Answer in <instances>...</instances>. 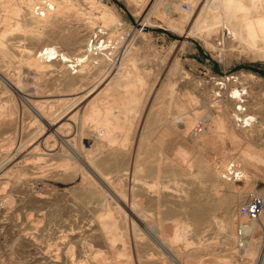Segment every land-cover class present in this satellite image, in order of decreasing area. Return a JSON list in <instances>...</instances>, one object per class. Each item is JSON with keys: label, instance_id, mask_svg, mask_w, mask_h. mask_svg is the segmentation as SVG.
Masks as SVG:
<instances>
[{"label": "rangeland", "instance_id": "rangeland-1", "mask_svg": "<svg viewBox=\"0 0 264 264\" xmlns=\"http://www.w3.org/2000/svg\"><path fill=\"white\" fill-rule=\"evenodd\" d=\"M220 1L0 0V39L3 42H0V74L13 83L18 80L27 84L35 82L42 96L46 94L40 109L43 113L46 111L47 119L65 105L68 108L70 98L63 96L68 89V79L81 72L79 65L72 69L69 63L63 64L59 52L79 55L86 49V43L92 42L98 47L102 42L106 46L105 64L94 69L89 79L98 77L99 70H105L102 77H106L105 81L119 75L130 78L131 82L125 83L128 86L120 90L124 100L126 96L132 97V100L121 102L116 113L106 118L105 110L96 113L101 108L96 110L92 106L88 114L94 122H101L97 130L95 123L89 127L90 121L78 125V117L75 118L77 128H63L66 138L74 143L77 141V149H85V156L95 169L105 178L109 176L106 179L108 193L102 182L97 179L94 182L95 176L87 173L92 176L89 183L84 166L64 141L53 143L50 134L46 133L48 142L33 144L34 133L38 134L46 127L44 120H36L25 109L21 113L20 97L15 90L7 91L0 80V105H8L9 99L16 110L9 119L0 118V200H7L0 208V264H70V258H84L88 243L100 251L103 248L100 256L108 258V264L112 261V264H177L153 243L151 237L158 228L180 264L258 263V260L254 262L239 254L238 245L230 237L226 238L228 233L221 227V221H232L234 232L239 222L248 220L238 213V206L249 194L264 193V154L259 158L257 155L258 151L264 153V124L240 128L223 116L222 109L224 106L230 115L235 105L229 99L230 90L244 88L245 97L249 99L246 103L249 112L254 114L256 111L264 116V108L263 113H259V108L250 106L251 98L256 95L260 106L264 107V39L258 37L257 23L235 24L239 20L225 17L222 4L234 5L240 0ZM256 1L261 3V0ZM212 3L216 6L215 13L209 5ZM102 10L110 13L109 19H96ZM222 30L223 35L227 31L229 35L220 37ZM219 39L221 45L217 44ZM46 48H57L59 55H51L50 59L41 55L45 62L43 70L37 71L24 62L36 60L38 53ZM74 70L76 72L72 73ZM88 81L74 85L76 90L82 91L74 102L76 116L93 100L86 94L91 82ZM209 112L222 119L227 128L234 129L239 136L231 138L221 131L215 133L216 143L203 146L211 133ZM102 117L107 123L106 129L99 120ZM208 121L199 136L190 135L195 127ZM78 134L92 138L91 144L83 148ZM113 137L119 139L120 146L117 143L106 146L108 138ZM22 146L26 148L22 149ZM230 161L242 167L243 176L238 180L222 177L223 169ZM99 162L103 164L100 166ZM80 174H84L83 177ZM103 189L109 196L107 201L102 198ZM116 192L126 202L123 210L113 208L119 202ZM133 200L135 207H131ZM104 203L111 205L110 208L113 206V215L119 220L118 228L123 241L129 245L131 259L123 258L125 255L113 258L119 240L112 249L114 254L109 250L100 221L96 220L99 213L105 212ZM133 208L137 221L131 216ZM193 212H199L200 218H194ZM185 226L188 227L186 233ZM136 232L137 235L133 234ZM259 239L264 240L262 229L255 233V248L262 242ZM148 252L152 257V254L157 256L148 259Z\"/></svg>", "mask_w": 264, "mask_h": 264}, {"label": "bare ground", "instance_id": "bare-ground-1", "mask_svg": "<svg viewBox=\"0 0 264 264\" xmlns=\"http://www.w3.org/2000/svg\"><path fill=\"white\" fill-rule=\"evenodd\" d=\"M220 1V0H219ZM225 1V0H224ZM238 1V0H237ZM249 3H247V2ZM222 2V0L220 1V3ZM216 3V2H215ZM259 4V5H258ZM257 4V1L256 0H240L238 3H235L234 5H232V4H230V3H226V2H224L223 4H222V6H223V11H224V15H225V17L228 19V20H239V21H237L235 24H238V23H241V22H245V23H257V27H258V30H256V31H258V37L260 38H262V39H264V0H261V3H258ZM7 5V4H6ZM10 5V4H9ZM210 5V8H212L213 9V11L215 10L214 8L216 7L215 6V4H209ZM215 6V7H214ZM5 7V6H4ZM3 7V8H4ZM6 8V7H5ZM2 9V8H1ZM11 11V10H10ZM214 13H215V11H214ZM1 14V13H0ZM93 15V14H92ZM262 16V17H261ZM93 17H95V16H93ZM109 17H110V13L108 12V11H106V10H102V11H100V14L98 15L97 14V18L96 19H102V21H104V20H107V19H109ZM261 17V18H260ZM110 19H112V16H111V18ZM114 19V18H113ZM261 19V20H260ZM260 20V21H259ZM109 21V20H108ZM227 21V20H226ZM259 21V22H258ZM105 23V22H104ZM108 24V23H107ZM258 24H260V27L258 26ZM242 30V29H241ZM245 30V29H244ZM248 30V29H247ZM2 31V30H1ZM246 31V30H245ZM2 33V32H1ZM234 33V32H233ZM248 35H249V33H247ZM1 36H2V34H0ZM252 35V34H251ZM244 38H246V37H244ZM249 38V37H248ZM64 39H66V38H64ZM68 39V38H67ZM66 39V40H67ZM247 39V38H246ZM251 39V38H250ZM63 40V39H62ZM90 41V40H89ZM0 42H2L1 41V39H0ZM248 42V41H247ZM3 43V42H2ZM1 43V44H2ZM245 44H247L246 42H244ZM251 44V43H250ZM88 46V47H87ZM247 46H248V44H247ZM49 47H51L50 45H49ZM49 47H47V48H49ZM84 47H86V49L84 50V52L82 53L81 51V54H79V55H74V56H70V55H68V54H62V53H60L59 52V54H61L60 56H61V59H62V62H63V64H66V63H69L68 64V66H71L72 67V69H74V66H76L77 67V65H79V66H81V72H79V74H76V75H71V77H69V83L67 84V86H68V89H67V91L63 94V96H67L68 98H70L69 100H70V102H69V106H68V108H67V106L65 105L64 107H62L61 108V110L57 113V114H55L51 119H47V117L44 115V113L46 112H44L43 113V111L40 109V103L42 102V100H43V96H46V94L45 95H43L42 96V93L40 92V89H39V87H38V85L35 83V82H31L30 84L28 83H25V82H21V80H18V82L17 83H13V82H11V81H9V80H5V78H3V75H1L0 74V80H2V83L4 84V88L6 87L8 90L7 91H10V90H15L14 92L15 93H17V95L20 97V100H21V113L24 111V109L25 110H27L30 114H32L33 115V117L36 119V120H38V121H40V119L43 121V126L45 125L46 127H45V129L43 128V130L42 131H40L38 134L37 133H34V134H36L34 137H33V140H34V142H33V144H35V143H39L40 141L42 142V144L45 142H48L47 141V137H49L50 136V138H52L53 140H54V142L53 143H55L56 142V144L57 143H59V141H64L65 143H66V145L68 146V148H70L71 150H72V152H73V154L75 155V158L77 159V161H79L80 163H81V166L83 165L84 166V168H83V170L84 171H86V173H84L85 174V177H87V179L89 180V183H91V180H90V178L94 175L95 176V179H93V181L95 182V180L97 179L98 181H100V182H102L103 183V185L102 186H104V188H105V190L107 191V189L109 190V185H108V183H106L107 181H106V179H108V177L107 178H105V176H103V175H101L96 169H95V167L92 165V163L87 159V154L83 151V150H85V149H83V150H81L80 148H78L77 149V147L75 146L76 144V142L74 143L70 138H66V137H68L66 134H64L63 133V128H65L64 126H67L68 128H70V129H74V128H77L76 126H75V118L76 117H78V125H82V123H85V122H89L90 121V123H89V127L91 128V126L93 127V125L92 124H94L95 123V128H96V130L98 129V127L99 126H101L100 124H101V122L100 121H98V122H94L93 121V119L90 117V115L88 114V110L90 109V108H92V106L93 107H96V110L97 109H99V108H101L100 110H98V111H96V113L98 112H100L101 113V111H103V110H105V112L103 113L104 114V117L106 118V117H108L109 115H112V114H114V113H116V111H115V109L117 110V108H119L118 107V105L122 102V103H124V101L125 102H127V101H129V100H132V97L131 96H126V98H125V100L123 99V94L124 93H121V90H120V88L121 87H126V86H128L127 84L125 85V83L127 82V83H130L131 82V79L130 78H126L125 76H122V75H119V76H117L118 78H116V79H114V80H111V81H105V78H102L103 77V74H105V70H99V75H97L98 77H96L95 79H89L90 78V76H91V74L93 73V70L95 69H97V67L98 66H101V64L102 63H104V58H105V56H106V52L104 51V48L106 47L105 45H103V43L101 42L100 44H99V46L97 47V46H95L92 42L91 43H86V46H84ZM251 47V46H250ZM46 48V50H44L43 52H39L38 53V55H39V57L37 56V59L36 60H27V61H24L28 66H32L33 68H35L37 71H41V70H43L42 69V67L43 66H45L44 65V61H43V57H48L49 59L51 58L50 56L51 55H59L58 54V52H57V48L56 49H54V50H52V49H47ZM3 49V48H2ZM43 49V48H42ZM42 51V50H41ZM95 51V52H94ZM93 54H95V55H93ZM41 55H43V57H41ZM108 59V58H107ZM23 62V63H24ZM48 63H49V61H48ZM105 64V63H104ZM26 65V66H27ZM47 65V64H46ZM67 66V65H66ZM75 67V68H76ZM104 67V66H103ZM47 69V68H46ZM107 70V69H106ZM70 71V70H69ZM76 72V70H74L72 73H75ZM3 74V73H2ZM68 74H70V73H68ZM115 74V73H114ZM248 75H252L251 73H248ZM65 79H66V77H64ZM112 78H114V77H112ZM8 79V78H7ZM11 79V78H10ZM87 80H89L88 82H90V84H88V86L87 87H89V90H88V92L86 93V94H88V96L89 97H93V100H91L89 103H88V105H87V108L86 109H84L83 111H80L81 113L80 114H78L79 116H76V114H75V106H74V102H76V100H78L77 98H78V96H79V94H81V92L82 91H79V90H76V88L74 87V85L76 84V83H79V82H82V84H84L83 82H87ZM38 82V81H37ZM220 84V83H219ZM77 85V84H76ZM78 86H81V84L80 85H78ZM84 89V86H83V88H82V90ZM245 92V90H244V88H235V87H233L230 91H231V93H230V96H232V98L230 97L229 99H231V101L233 102V103H235L236 104V98H238V97H240V94H241V91L242 90ZM45 91V90H44ZM127 95H128V93H126ZM59 95V94H58ZM62 96V95H61ZM48 97V96H47ZM58 97V96H57ZM60 97V96H59ZM234 97V98H233ZM46 98V97H45ZM248 98V97H247ZM47 99V98H46ZM83 99V98H82ZM207 99V98H206ZM58 100V99H57ZM65 100V99H64ZM245 100H246V103L248 104L249 103V99H246V97H245ZM7 101H8V105H5V103L4 104H2V105H0V118L1 119H4V120H7V119H9L10 117H11V115L14 113V110H15V104H12L11 103V101H9V99H7ZM45 101V100H44ZM53 101H55V100H53ZM88 101H89V99H88ZM225 101V100H224ZM78 102V101H77ZM117 102V103H116ZM144 102V101H143ZM220 102H221V100H220ZM47 104H48V102H46ZM65 103V102H64ZM79 103V102H78ZM83 103V102H82ZM7 104V103H6ZM86 104V103H85ZM127 104H129V103H127ZM130 104H132V103H130ZM79 106V105H78ZM215 106V105H214ZM221 106V105H220ZM235 106V105H234ZM250 106L252 107V106H254V109H258L259 108V113H263V112H261V111H263V108L264 107H262V106H260V100L257 98V96L255 95V96H253L252 98H251V101H250ZM250 106H248L249 107V109H250ZM79 107H81V103H80V106ZM83 107V106H82ZM217 107V106H216ZM77 108V107H76ZM85 108V107H84ZM218 108H220V107H218ZM54 109V108H53ZM217 109V108H216ZM44 110V109H43ZM78 110V109H77ZM223 116L224 117H226L228 120H229V122L233 125V124H235L234 123V120H233V116H232V111L230 112V115H229V111L223 106ZM16 111V110H15ZM251 111H253L252 109H251ZM47 113H49V112H47ZM204 113V112H203ZM253 115H255V119H256V121H255V123H256V126H262L261 124H264V116H263V114H257V112L256 111H253ZM194 114V113H193ZM197 114L198 113H196L195 115L197 116ZM213 113L212 112H209L208 114H207V117H208V119H209V121H210V137L209 138H207L205 141H203V146L204 145H207V144H211V143H214L215 142V140L217 141V138H215L216 136V134L215 133H218V132H221V131H224L227 135H229V137H231V138H233V137H237V136H239L238 135V133H237V131H235L234 129H229V128H227V125H226V123H224L223 121H222V119H219L217 116H213L212 115ZM47 115V114H46ZM49 115V114H48ZM53 115V114H52ZM51 115V116H52ZM73 115V116H72ZM14 116V115H13ZM195 116V118H197ZM97 117V116H96ZM104 117H102V118H100L99 120H102V124H103V126H105L104 128L106 129L107 128V123L105 124L104 123V121H103V119L105 120V118ZM230 117H231V119H230ZM21 118V117H20ZM72 118V119H71ZM14 119V118H13ZM31 119H32V117H31ZM35 119L33 120V121H35ZM77 119V118H76ZM98 119V118H97ZM198 119V118H197ZM232 120V121H231ZM20 121V120H19ZM202 121V120H201ZM209 121L207 122V123H204L203 125H200V127L199 128H194V131L192 130V132H191V136H193V137H197V136H199L200 134H201V132H203L205 129H206V126H207V124L209 123ZM228 122V121H227ZM233 122V123H232ZM41 123V122H40ZM189 123H190V121H189ZM21 124V123H20ZM80 125V126H81ZM80 126H78L79 127V130L81 129L80 128ZM236 126V125H235ZM40 127V126H39ZM16 128H17V126H16ZM38 128V127H37ZM41 128V127H40ZM39 128V129H40ZM83 128V127H82ZM87 128V127H86ZM90 128H89V130H90ZM17 130V129H16ZM39 131V130H38ZM69 131V130H68ZM87 132V131H86ZM46 133H49L50 135L48 136ZM89 133V132H88ZM87 133V134H88ZM141 134V133H140ZM179 134V133H178ZM16 135V134H15ZM69 135V134H68ZM71 135H74V134H72L71 133ZM79 135V134H78ZM91 135V134H90ZM70 136V135H69ZM75 136V135H74ZM139 136V135H138ZM76 137V136H75ZM75 137H73V138H75ZM179 137V136H178ZM190 137V136H189ZM72 138V139H73ZM139 138V137H138ZM29 139V138H28ZM27 139V140H28ZM79 139L80 140H78L80 143H81V145L83 146V148L84 147H88L91 143L90 142H92V138H89V137H83L82 136V134H80L79 135ZM26 140V141H27ZM33 140H30V141H33ZM75 140H77V138L75 139ZM29 142V141H28ZM40 142V143H41ZM79 142H78V145H79ZM239 142V141H238ZM26 143V142H25ZM30 143H32V142H30ZM61 143V142H60ZM105 143H107L106 144V146L108 145V144H114V143H117V144H119V146L121 145V143L119 142V139L118 138H116V137H113V138H108V141L107 142H105ZM138 143V142H137ZM164 143V142H163ZM216 143V142H215ZM29 144V143H28ZM28 144H26V146H28ZM62 144V143H61ZM61 144H59V145H61ZM18 145V144H17ZM32 145V144H31ZM30 145V146H31ZM103 145V144H102ZM133 145V144H132ZM198 145V144H197ZM21 146V145H20ZM33 146V145H32ZM55 146V145H54ZM62 146V145H61ZM118 146V145H117ZM64 147H65V145H64ZM136 147V146H135ZM24 148H26L25 146H22V149H24ZM28 148H29V146H28ZM43 148V147H42ZM111 148V147H110ZM114 148V147H113ZM162 148V147H161ZM11 149V148H10ZM44 149V148H43ZM42 149V150H43ZM59 149V148H58ZM106 149H107V147H106ZM116 149V148H115ZM118 149V148H117ZM12 150V149H11ZM10 150V151H11ZM13 150H16L15 148H13ZM28 150V149H27ZM68 150V149H67ZM92 150H95L94 148H92ZM103 150V149H102ZM160 150V149H159ZM26 151V150H25ZM45 151V150H44ZM55 151V150H54ZM57 151V150H56ZM68 151H70V150H68ZM87 151V150H86ZM138 151V150H137ZM67 152V151H66ZM71 152V151H70ZM84 152V153H83ZM99 152H102V151H99ZM161 152V151H160ZM163 152V151H162ZM35 153V152H34ZM49 153V152H48ZM108 153V152H107ZM114 153V152H113ZM135 153V152H134ZM18 154H19V152H18ZM23 154V153H22ZM63 154V153H62ZM72 154V153H71ZM85 154H86V156H85ZM93 154H94V152H93ZM162 154V153H161ZM263 154L264 153H262L261 151H258L257 152V155H258V158L261 156H263ZM24 155V154H23ZM59 155H61V150H60V154ZM64 155H66V154H64ZM69 155V154H68ZM101 155V154H100ZM38 156V155H37ZM43 156V155H42ZM71 156V155H70ZM97 156V155H96ZM62 157H63V155H62ZM101 157V156H100ZM103 157V156H102ZM133 157H134V155H133ZM12 158V157H11ZM37 158H39V157H37ZM73 158V157H72ZM75 158H74V160H75ZM109 158V157H108ZM254 158V157H253ZM62 159V158H61ZM92 159V158H91ZM103 159H105V158H103ZM151 159V158H150ZM63 160V159H62ZM67 160V159H66ZM72 160V159H71ZM95 160V159H94ZM112 160V159H111ZM65 161V160H64ZM73 161V160H72ZM76 161V162H77ZM101 161V160H100ZM105 161H107V160H105ZM105 161H102V162H105ZM109 161V160H108ZM149 161V160H148ZM184 161V160H183ZM66 162H68V161H66ZM70 162V161H69ZM95 162V161H94ZM97 162V161H96ZM101 162V163H102ZM141 162V161H140ZM70 163H72V162H70ZM100 163V162H99ZM101 163H100V166H101ZM108 163V162H107ZM59 164H61V168L63 169V165H62V163H60L59 162ZM103 164V163H102ZM109 164V163H108ZM107 164V165H108ZM228 164V163H227ZM227 164H226V166H225V168L223 169V170H225L226 169V167H227ZM69 165H71V164H69ZM69 165H65V166H69ZM73 165V164H72ZM97 165V164H96ZM99 165V164H98ZM106 165V166H107ZM132 165V164H131ZM240 165V164H239ZM74 166H75V164H74ZM78 167H79V164L77 165ZM241 166V165H240ZM73 167V166H72ZM140 167V166H139ZM71 168V167H70ZM77 168V167H76ZM81 168V167H80ZM79 168V169H80ZM101 168V167H100ZM103 168V167H102ZM131 168H133V167H131ZM242 168V167H241ZM65 169V168H64ZM68 169H69V167H68ZM82 169V168H81ZM80 169V170H81ZM80 170H78L79 172H80ZM108 170V169H107ZM146 170V169H145ZM147 170H148V168H147ZM76 172H78L77 170H75ZM83 171V172H84ZM102 171V170H101ZM111 171V170H110ZM130 171V170H129ZM129 171H128V173H129ZM68 172H69V170H68ZM127 172V171H126ZM242 172H243V170H242ZM67 173V172H66ZM73 173V172H72ZM81 173V172H80ZM87 173H89L90 175H92V176H88L87 175ZM111 173H112V171H111ZM117 173V172H116ZM137 173V172H136ZM8 174V173H7ZM69 174H71L70 172H69ZM83 174V175H84ZM113 174V173H112ZM125 174V173H124ZM6 175V174H5ZM77 175H79V174H77ZM81 175V174H80ZM83 175H81L82 177H83ZM107 175V174H106ZM121 175V174H120ZM138 175H139V171H138ZM93 176V177H94ZM112 176V175H111ZM117 176V175H116ZM140 176V175H139ZM70 178V177H69ZM118 178V177H117ZM73 179H75V178H73ZM77 179V178H76ZM112 179V178H111ZM115 179H116V177H115ZM78 180V179H77ZM77 180H75V181H77ZM117 180V179H116ZM119 180V179H118ZM128 180V179H127ZM147 181H148V179H147ZM113 182V181H112ZM111 182V183H112ZM131 182V181H130ZM83 183V182H82ZM96 183H97V181H96ZM120 183H122V182H120ZM145 183V182H144ZM81 184V183H80ZM79 184V185H80ZM94 184V183H93ZM98 184H99V182H98ZM97 184V185H98ZM110 184V183H109ZM78 185V184H77ZM100 185V184H99ZM111 185V184H110ZM123 185V184H122ZM134 185V184H133ZM88 186H90V185H88ZM137 186V185H136ZM160 186V185H159ZM158 186V187H159ZM4 187V186H3ZM75 187V186H74ZM91 187V186H90ZM94 187V186H93ZM100 187V186H99ZM111 188H112V186H110ZM114 187V186H113ZM81 188V187H80ZM85 188V187H84ZM97 188V187H96ZM128 188H130V187H127V189ZM134 188V187H133ZM141 188V187H140ZM77 189H78V187H77ZM91 189V188H90ZM102 189V188H101ZM92 190H93V188H92ZM97 190V189H96ZM104 189L103 190H101V193H102V198H103V200H105V201H107V199H108V194H107V192L105 191ZM115 190V189H114ZM121 190H124V189H121ZM132 190V189H131ZM134 190V189H133ZM94 191V190H93ZM160 191V190H159ZM77 192H78V190H77ZM81 192V191H80ZM85 192V191H84ZM83 192V193H84ZM113 192V191H112ZM124 192V191H123ZM132 192H135V190L134 191H132ZM143 192V191H142ZM79 193V192H78ZM95 193H96V191H95ZM98 193V192H97ZM109 193V192H108ZM114 193V192H113ZM119 193V192H118ZM256 193H258V194H261V195H264V193H261V192H256ZM94 194V193H93ZM116 194H117V192H116ZM115 194V195H116ZM120 194V193H119ZM119 194H117L118 196H117V200L119 201L118 203L116 202L115 204H116V206L115 207H113V208H115V210H121L122 208H123V206H124V204H126V202H125V200H123V197L122 196H120ZM125 194V193H124ZM128 194H132V193H128ZM127 194V195H128ZM134 194V193H133ZM155 194V193H154ZM110 195V194H109ZM134 195H136V194H134ZM148 195V194H147ZM146 195V196H147ZM83 196V195H82ZM81 196V197H82ZM120 196V197H119ZM124 196V195H123ZM143 196V195H142ZM151 196V195H150ZM76 197V196H75ZM122 197V198H121ZM113 198V197H112ZM132 198V197H131ZM233 199V198H232ZM231 199V200H232ZM86 200V199H85ZM90 200V199H89ZM116 200V199H115ZM127 200V199H126ZM139 200V199H138ZM150 200V199H149ZM7 200H5V199H1L0 200V208L2 207V205H5L7 202H6ZM88 201V200H87ZM99 201V200H98ZM102 201V200H101ZM199 201H200V198H199ZM84 202V201H83ZM92 202V201H91ZM94 202V201H93ZM110 202V201H109ZM115 202V201H114ZM129 202V201H128ZM127 202V203H128ZM201 202V201H200ZM94 203H96V202H94ZM102 203H103V201H102ZM107 203V202H106ZM130 203H132L131 204V207H132V205H133V207H135V203H134V200H133V202L131 201ZM129 203V204H130ZM199 203V202H198ZM85 204V203H84ZM129 204H127V205H129ZM173 204V203H172ZM87 205V204H86ZM92 205V204H91ZM104 205L106 206V209H105V212L103 213V215H102V213H99L100 214V216H98L99 218L98 219H96V220H99L100 221V226H101V232H102V235L104 236V239H105V241H106V243L108 244V246H109V250H112L113 248H115L116 246H115V243H116V241L117 240H119V242H117L118 243V248H116L114 251L116 252V254H114V252H113V250H112V252H113V254H114V256L116 255H125V256H123V258L124 257H126V258H128V259H131L130 257H131V252H130V250H129V245H127L124 241H123V239H122V234H121V232H120V229L118 228L119 226V223H118V221L119 220H117L116 218V215H113V209H112V207L110 208V206L111 205H109V204H105L104 203ZM126 205V206H127ZM191 205V204H190ZM97 206H100V205H97ZM179 206H181V205H179ZM89 207H90V205H89ZM102 207V206H101ZM197 207V206H196ZM85 208H87V207H85ZM93 208L95 209V207L93 206ZM92 208V209H93ZM124 208H126V207H124ZM129 208V207H128ZM140 208V207H139ZM182 208V207H181ZM183 208H184V206H183ZM182 208V209H183ZM215 208H217V207H215ZM214 208V209H215ZM228 208V207H227ZM142 209V208H141ZM141 209H139V212H140V210ZM189 209V208H188ZM101 210V212H102V209H100ZM100 210H99V212H100ZM123 210V209H122ZM128 210V209H127ZM131 210H133V212H132V218L135 220V221H137V219H136V213L134 212V208L133 209H131ZM130 210V211H131ZM138 210V209H137ZM143 210V209H142ZM175 210V209H174ZM125 211V210H124ZM144 211V210H143ZM183 211V210H182ZM225 211V210H224ZM170 212V211H169ZM168 212V213H169ZM187 212V211H186ZM227 212V211H226ZM121 213V212H120ZM123 213V212H122ZM126 213V212H125ZM170 213H172V212H170ZM194 213V218H196V219H199L200 218V216H199V212H193ZM228 213V212H227ZM97 214H98V212H97ZM98 214V215H99ZM124 214V213H123ZM225 214V213H224ZM102 215V216H101ZM187 215V214H186ZM227 215V214H226ZM116 218H115V217ZM128 216V215H127ZM122 217H123V215H122ZM217 217V216H216ZM228 217V216H227ZM263 217H264V209L262 208L261 209V211H260V213H259V215L255 218V219H248L246 222H239L238 224H237V227H236V230H234V232H233V228H232V221H230L229 219H224L223 221H221V227L224 229V231L226 232V233H228V234H226V238L227 239H229V237L232 239V241H233V243L237 246L238 245V247H237V250H238V252H239V254L240 255H243V256H246L248 259L249 258H251V259H253L254 260V262L256 261V260H258V263L257 264H264V240H261V239H259V241L261 242L260 244H258L257 245V248H255V245H254V242H255V233L259 230V229H262V230H264V221H263ZM119 218V217H118ZM121 218V217H120ZM124 218H126V217H124ZM203 218H205V217H203ZM223 218H225V217H223ZM196 221V220H195ZM132 222V221H131ZM199 222V221H198ZM96 223H97V221H96ZM133 223V222H132ZM186 225V224H185ZM198 225V224H197ZM200 225V224H199ZM201 225H203V224H201ZM235 225V224H234ZM123 226V225H122ZM132 227V226H131ZM186 227V226H185ZM194 227V226H193ZM240 228V230H241V233H237V228ZM188 227H186L185 229H184V231H185V233L187 232V229ZM196 228V227H195ZM203 228V227H202ZM92 229V228H91ZM90 229V230H91ZM205 228H203V230H204ZM29 230V229H28ZM68 230V229H67ZM123 230V229H122ZM136 230H137V228H136ZM140 230V229H139ZM191 230V229H190ZM192 230H193V228H192ZM70 231H71V229H70ZM92 231V230H91ZM95 231V230H94ZM194 231V230H193ZM200 231V230H199ZM228 231H230V234H229V232ZM61 232V231H60ZM88 232H90V231H88ZM140 232H141V230H140ZM162 231H160L159 230V228L157 229V232H152L153 234H152V237H151V239H152V241H153V243L154 244H157L159 247H161V249H163L168 255H169V257H172V259H174L176 262H177V264H180L179 263V260L178 259H176L175 257H174V255H173V253H172V251L170 250V248L165 244V241L163 240V239H165V238H163L162 239V237H161V235H162V233H161ZM30 233V232H29ZM123 233V232H122ZM142 233V232H141ZM85 234V233H84ZM124 234V233H123ZM133 234H135V235H137V232L136 233H133ZM195 234V233H194ZM131 235V234H130ZM185 235V234H184ZM61 236H63V235H61ZM139 236V235H138ZM137 236V237H138ZM147 236V235H146ZM171 236V235H170ZM63 237H65V235L63 236ZM85 238V237H84ZM139 238H141V237H139ZM169 238V237H168ZM171 238V237H170ZM61 238H59V240H60ZM81 239H79V241H80ZM258 240V239H257ZM54 241H57V240H54ZM63 241V240H62ZM83 241V240H82ZM134 241V240H133ZM132 241V242H133ZM136 241H137V239H136ZM146 241H147V239H146ZM59 242V241H58ZM97 242H99V241H97ZM128 242V241H127ZM131 242V241H130ZM135 242V241H134ZM66 243V242H65ZM64 243V244H65ZM67 243H69V242H67ZM71 243V242H70ZM80 243V242H79ZM129 243V242H128ZM142 243V242H141ZM51 244V243H50ZM54 244H55V242H54ZM83 244V243H82ZM169 244V243H168ZM46 245V244H45ZM57 245V244H56ZM71 245V244H70ZM136 245H140V244H136ZM86 246V249H85V254H84V258H70V264H91L90 262H94V264H108V262H107V259L108 258H104V257H101L100 256V254H101V252H102V249H101V247H100V249H101V251L99 250V249H97V247L96 248H94L93 246H92V244H90V243H88V244H86L85 245ZM142 247V250H144V246L143 245H141ZM57 247V246H56ZM55 247V248H56ZM74 247V246H73ZM98 247H99V244H98ZM110 247H111V249H110ZM134 247V246H133ZM137 247V246H136ZM54 248V247H53ZM81 248V247H80ZM83 248H84V245H83ZM60 249V248H59ZM65 249V248H64ZM70 249H71V247H70ZM74 249V248H73ZM67 250V249H66ZM80 250V249H79ZM65 251V250H64ZM106 251V250H105ZM133 251V250H132ZM137 251V250H136ZM139 251V250H138ZM235 251V250H234ZM67 252H68V250H67ZM78 252V251H77ZM104 252V251H103ZM102 252V253H103ZM111 252V253H112ZM135 252V251H134ZM143 252V251H142ZM145 252H147V251H145ZM55 253V252H54ZM108 253V252H107ZM110 253V252H109ZM137 253V252H136ZM139 253V252H138ZM236 253V252H235ZM68 254V253H67ZM71 254V253H70ZM78 254V253H77ZM82 254V253H81ZM105 254V253H104ZM113 254H111V255H113ZM142 254H144V253H142ZM149 254V252L147 253V255ZM58 255V254H57ZM153 255V257H154V255H156V254H152ZM71 256H72V254H71ZM70 256V257H71ZM82 256V255H81ZM116 256L115 257H113V258H116ZM138 256V255H137ZM146 256V255H145ZM157 256V255H156ZM161 256V255H160ZM111 257V256H110ZM109 257V258H110ZM119 257V256H118ZM118 257L116 258V259H118ZM134 257H136V256H134ZM140 257V256H139ZM143 257V256H142ZM151 255H148V256H146V258H148V259H152L153 258ZM112 258V257H111ZM141 258V257H140ZM145 258V257H144ZM145 258V259H146ZM122 259V258H121ZM159 259V258H158ZM161 259V258H160ZM202 259V258H201ZM200 259V260H201ZM109 260V259H108ZM120 260V259H119ZM157 260V259H156ZM161 260H164V259H161ZM198 260V259H197ZM67 261H68V259H67ZM88 261H90V262H88ZM110 261V260H109ZM117 261V260H116ZM155 261V259L153 260V262ZM69 262V261H68ZM121 262H123V259H122V261ZM142 262V261H141ZM161 262V261H160ZM170 262V261H169ZM197 262V261H196ZM112 263H113V261H112ZM111 263V264H112ZM124 263H125V261H124ZM143 263V262H142ZM145 263V262H144ZM157 263V262H156ZM162 263H163V261H162ZM118 264V263H117ZM158 264V263H157ZM190 264V263H189ZM197 264V263H196Z\"/></svg>", "mask_w": 264, "mask_h": 264}, {"label": "built area", "instance_id": "built-area-1", "mask_svg": "<svg viewBox=\"0 0 264 264\" xmlns=\"http://www.w3.org/2000/svg\"><path fill=\"white\" fill-rule=\"evenodd\" d=\"M223 34L224 31L222 30L220 37L229 35L228 31L226 32V35ZM221 43L222 42L219 39L217 41V44L221 45ZM232 116L235 125L240 128H248L255 124L256 121L255 115L251 114L247 109L245 92L243 90L241 91L240 97L236 98V104L232 110ZM242 176H243L242 168L239 165V163L235 161L228 162L226 169L223 170L222 172V177L225 179L238 180ZM263 206H264V195L258 193H251L246 197L244 202H242L238 206L237 211L240 215L245 216L248 219H255L259 215ZM237 232L241 233L239 227Z\"/></svg>", "mask_w": 264, "mask_h": 264}]
</instances>
